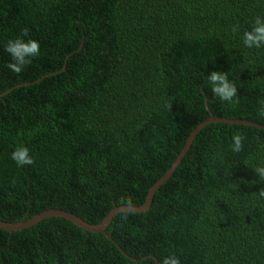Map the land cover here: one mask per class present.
I'll use <instances>...</instances> for the list:
<instances>
[{"label":"trees","instance_id":"16d2710c","mask_svg":"<svg viewBox=\"0 0 264 264\" xmlns=\"http://www.w3.org/2000/svg\"><path fill=\"white\" fill-rule=\"evenodd\" d=\"M257 16L264 0H0V221L62 209L99 223L145 202L211 114L264 124V46L242 40ZM17 37L40 45L19 74L5 48ZM212 71L228 72L238 103L213 94ZM20 144L32 165L11 159ZM261 165L264 129L210 123L110 237L58 216L0 229V264H264Z\"/></svg>","mask_w":264,"mask_h":264},{"label":"clouds","instance_id":"9594fccd","mask_svg":"<svg viewBox=\"0 0 264 264\" xmlns=\"http://www.w3.org/2000/svg\"><path fill=\"white\" fill-rule=\"evenodd\" d=\"M238 27V25H234L232 30L235 32L238 30ZM23 33L24 36H27L28 30L24 29ZM242 40L244 46L249 49L261 48L264 46V18L257 16L252 27L244 31ZM5 48L11 56V61L8 63L7 67L17 74L21 73L27 65L32 63V58L40 54V45L35 39L25 40L23 37L9 39ZM206 79L208 84L211 85V90L216 97L225 102L238 103L237 86L229 79L228 72L212 71L206 76ZM258 102L261 105L258 114L260 117H264V100ZM169 107H171V104ZM245 138L246 137L239 132L233 133L230 145L231 150L235 153L241 152L243 150V141ZM11 159H13L18 166L32 165L34 163L29 148L24 144H20L15 148L11 153ZM253 170L258 174L259 180L264 181V165L257 166L253 168ZM259 195L264 197V188L259 191ZM161 264H180V259L175 254H169L162 259Z\"/></svg>","mask_w":264,"mask_h":264},{"label":"water","instance_id":"95a60500","mask_svg":"<svg viewBox=\"0 0 264 264\" xmlns=\"http://www.w3.org/2000/svg\"><path fill=\"white\" fill-rule=\"evenodd\" d=\"M15 88V87H13ZM11 88V89H13ZM9 89L8 91H10ZM6 91V92H8ZM206 106H207V100H206ZM214 122H226V123H241L244 125H250V126H255L261 129H264V124L256 123L251 120L247 119H233V118H225V117H216L214 115H210L207 119L201 121L193 130L190 132L188 135L187 139L185 140V144L181 151L177 154L176 158L173 160L171 163L170 167L168 170L159 178L156 180V182L150 187L146 200L140 205L132 206V205H120V206H115L112 208L109 213L103 218V220L99 223L92 224L88 223L87 221L83 220L81 217H78L77 215L66 211L62 209H50L43 211L39 214L34 215L33 217L26 219V220H19L16 222H4L0 221V229L8 230L10 232H13L15 230L23 229L30 227L39 221L53 217V216H58V217H63L77 226L81 227L83 230H88L91 232H100L106 235L107 237H110L109 234L106 232V227L110 224L112 221L113 217L119 213V212H132V213H138V212H143L146 211L149 206L151 205L154 193L158 187H160L164 182H166L171 175L173 174L176 166L179 164V162L182 160V158L185 156L187 151L189 150L192 140L195 138L197 133L204 128L206 125ZM119 247V246H118ZM120 248V247H119ZM120 250L123 252L125 256H128L125 251H123L121 248ZM132 258V257H131Z\"/></svg>","mask_w":264,"mask_h":264},{"label":"bare ground","instance_id":"6f19581e","mask_svg":"<svg viewBox=\"0 0 264 264\" xmlns=\"http://www.w3.org/2000/svg\"><path fill=\"white\" fill-rule=\"evenodd\" d=\"M131 213V212H130Z\"/></svg>","mask_w":264,"mask_h":264}]
</instances>
